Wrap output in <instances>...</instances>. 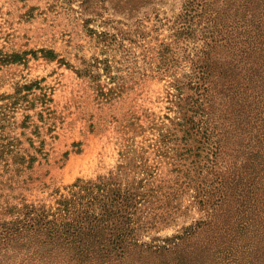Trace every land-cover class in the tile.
Segmentation results:
<instances>
[{
  "label": "trees",
  "instance_id": "obj_1",
  "mask_svg": "<svg viewBox=\"0 0 264 264\" xmlns=\"http://www.w3.org/2000/svg\"><path fill=\"white\" fill-rule=\"evenodd\" d=\"M224 1L223 16L207 13L213 0H204L199 15L192 13L196 0L186 1L182 21L173 27L175 37L190 36L196 33L192 21L209 16L200 35L205 41L190 57V72L174 82L178 115L169 117L160 133L157 150L169 159L171 177L160 175L136 151H122L116 171L76 179L52 205L22 193L12 202L15 196L7 189L26 183V175L48 154L45 140L35 147L30 139L32 152L20 136L6 130L16 111L30 102L23 89L30 92L39 82L18 84L13 94L0 92V264H152L143 260L146 253L159 254L164 264L168 253L188 258L183 241L205 226L228 227L223 238L236 230L227 247L214 252L221 264H264V0ZM119 36L99 34L104 54L125 46ZM42 52L57 57L52 50ZM9 57L0 62L14 61ZM171 57L172 44H161L160 67ZM101 67H112L108 57L95 58L78 73L104 94ZM217 101L233 116L227 113L220 122ZM30 120L26 114L21 126L28 128ZM191 190L204 209L214 212L211 218L197 221L196 230L187 227L182 235L168 238L172 243L167 245L139 239V232L159 219L169 224L165 220L181 207L176 201Z\"/></svg>",
  "mask_w": 264,
  "mask_h": 264
},
{
  "label": "rangeland",
  "instance_id": "obj_2",
  "mask_svg": "<svg viewBox=\"0 0 264 264\" xmlns=\"http://www.w3.org/2000/svg\"><path fill=\"white\" fill-rule=\"evenodd\" d=\"M185 2L188 0H0V59L6 55L14 59L0 62V92L13 94L18 84L39 82L30 92L23 89L30 102L16 111L6 130L20 136L32 152L30 139L35 147L45 140L44 152L48 154L47 160L41 159L26 175V183L7 189L15 196L10 198L12 202L22 193L31 201L52 205L68 193L76 179H94L116 171L122 151H136L156 165L160 175L172 176L169 159L157 150L160 133L170 123L169 117L178 115L174 82L190 72V57L205 41L200 35L209 17L192 21L195 34L175 37L173 27L182 21ZM203 3L196 0L193 15L202 13ZM225 5L224 0H213L206 11L223 16ZM101 32L121 35L125 46L104 54V44L98 38ZM165 43L172 44L174 57L161 68L158 50ZM42 50H52L57 57L47 58ZM97 57H108L112 65L99 69L104 94L95 88V82L78 73ZM219 102L215 111L223 122L228 111ZM26 114L31 115L28 128L21 126ZM198 201L192 190L184 192L176 201L179 210L165 220L170 223L165 225L159 219L140 231L139 239L167 245L172 243L168 238L182 235L185 228L196 230L197 221L214 215ZM230 205H235L233 198ZM227 230L198 229L192 239L183 241L188 258L168 253L164 264H221L214 252L225 249L236 235L234 229L223 238ZM146 255L143 260L162 264L159 254ZM126 264L139 263L131 260Z\"/></svg>",
  "mask_w": 264,
  "mask_h": 264
}]
</instances>
